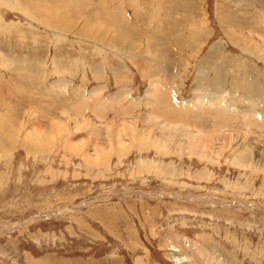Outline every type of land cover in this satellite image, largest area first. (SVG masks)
<instances>
[{"label": "rangeland", "instance_id": "374dc122", "mask_svg": "<svg viewBox=\"0 0 264 264\" xmlns=\"http://www.w3.org/2000/svg\"><path fill=\"white\" fill-rule=\"evenodd\" d=\"M0 126V264H264V0H0Z\"/></svg>", "mask_w": 264, "mask_h": 264}, {"label": "bare ground", "instance_id": "6f19581e", "mask_svg": "<svg viewBox=\"0 0 264 264\" xmlns=\"http://www.w3.org/2000/svg\"><path fill=\"white\" fill-rule=\"evenodd\" d=\"M68 15V14H67ZM83 15V14H82ZM40 24V23H39ZM75 24V23H74ZM111 32V31H110ZM122 37V36H121ZM116 38V37H115ZM114 41V40H113ZM127 45V44H126ZM151 45V44H150ZM169 51V50H168ZM70 111V110H69ZM155 118V117H154ZM156 120V119H155ZM2 126V125H1ZM0 126V127H1ZM57 126V125H56ZM60 127V126H59ZM62 127V126H61ZM25 128V127H24ZM32 130V129H31ZM61 131V130H60ZM47 132V131H46ZM21 133V130H20ZM63 133V132H62ZM0 134L2 135V137H0V153L3 152L5 150L7 146V144L5 143V141H7V143L11 146V147H17V142L18 141H14V137L12 135H7L5 136V131L1 130ZM27 134V133H26ZM25 134V135H26ZM38 133H33V135H26L24 138V142H25V146L27 147H31V148H36V145H32L33 142H36L35 139V135ZM41 134V133H40ZM23 135V134H22ZM16 134H15V139H16ZM21 136V135H20ZM23 136H21L22 138ZM47 137V135H46ZM143 137V135H142ZM39 139V138H38ZM19 140V137H18ZM48 140V139H47ZM195 142V141H194ZM37 143V142H36ZM16 144V145H15ZM10 146L8 148H10ZM20 146V145H19ZM24 145L21 142V147H23ZM26 147V148H27ZM39 147V146H38ZM96 149V148H95ZM242 150V149H241ZM98 151V150H97ZM96 151V152H97ZM240 153V151H239ZM262 154V153H261ZM261 154H257V155H261ZM256 155V154H255ZM98 157V155H97ZM257 157V156H255ZM259 157V156H258ZM262 158V157H260ZM264 160V159H263ZM262 162V161H261ZM257 163V162H256ZM175 238V237H174ZM183 240L185 242L184 245H181L183 243ZM174 244L171 246L172 248V255L173 257L176 259V261L178 262V264H212L211 259L209 258V256H207L204 252V247L203 250L199 248L198 244H193L190 245L188 244V240L185 239H178L175 238L173 239ZM191 243V242H190ZM192 259L193 261L189 260ZM188 260L190 263H188Z\"/></svg>", "mask_w": 264, "mask_h": 264}]
</instances>
